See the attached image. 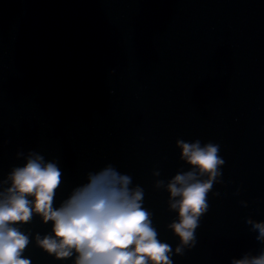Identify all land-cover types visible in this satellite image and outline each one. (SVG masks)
Masks as SVG:
<instances>
[{
	"label": "water",
	"instance_id": "water-1",
	"mask_svg": "<svg viewBox=\"0 0 264 264\" xmlns=\"http://www.w3.org/2000/svg\"><path fill=\"white\" fill-rule=\"evenodd\" d=\"M177 140H220L230 157L180 264L258 255L247 220L264 221V0H0V181L18 153L39 152L62 170L58 205L111 164L179 246L156 187L189 170ZM50 229L35 217L25 228ZM25 255L61 264L34 243Z\"/></svg>",
	"mask_w": 264,
	"mask_h": 264
},
{
	"label": "clouds",
	"instance_id": "clouds-1",
	"mask_svg": "<svg viewBox=\"0 0 264 264\" xmlns=\"http://www.w3.org/2000/svg\"><path fill=\"white\" fill-rule=\"evenodd\" d=\"M176 148L189 170L166 184L157 181L156 187L166 188L169 210L175 213L168 229L182 235L183 244L158 238L152 213L144 207L143 188L111 164L89 172L86 183L54 204L62 170L56 160L29 151L17 154L23 164L0 181V264H32L25 251L33 243L61 264H180L178 253L201 241L205 217L215 207L214 190L227 178L230 157L220 140L203 145L200 140H177ZM34 217L50 224V232L33 236L25 230ZM247 224L264 244V221L248 219ZM231 264H264V249Z\"/></svg>",
	"mask_w": 264,
	"mask_h": 264
}]
</instances>
